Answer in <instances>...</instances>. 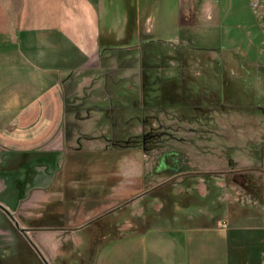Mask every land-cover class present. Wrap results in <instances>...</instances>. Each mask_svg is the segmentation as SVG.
Here are the masks:
<instances>
[{
  "label": "crops",
  "instance_id": "crops-1",
  "mask_svg": "<svg viewBox=\"0 0 264 264\" xmlns=\"http://www.w3.org/2000/svg\"><path fill=\"white\" fill-rule=\"evenodd\" d=\"M241 2L242 0H0V208L9 214L16 213L23 227H26L27 223L22 218L31 215L29 209L34 205L71 201L69 204L74 206L77 202L85 201L104 209L116 202L111 207L116 209L129 201L136 207L133 214L143 216L142 219L146 220L152 215V209L158 213L166 204L160 196L154 195L158 188L169 185L172 188L170 191L177 194L198 190L201 196H208L211 188L206 174L213 178L217 188V199L214 196L211 204L220 200L228 207L230 203L239 200L229 197L226 201L219 191L220 187L228 185L223 176L227 171H235L236 166H222L223 172L219 174L221 167L214 163L209 164L214 166L205 167L195 161V154H208L217 160L226 156L225 153H218L220 147L211 140L215 131L226 128L216 122L213 114L219 109L218 106L207 101L201 102L197 108L211 115L207 121H194L193 117L178 113L183 108L188 109L187 98L183 106L175 108L176 114L165 104L152 109L158 112L154 114L155 124L159 122L163 126L174 127L180 135L167 142L169 149L163 151L156 167L132 168L130 175L122 162V167L115 173L120 185H111L110 190L113 191L110 195L106 190L108 185L83 186L78 180H65L61 183L57 181V176L64 174V163L71 154L87 149H109L121 137L122 133L120 135L117 130L112 131L110 137L105 139H102L100 131H86L82 134L79 130V135L77 133L79 123L90 121V125L86 127L90 128L98 124L96 119L105 116L112 123H104L105 128L110 129L112 125L118 127L116 116L111 117L109 113L123 110L119 102L114 103L113 100L110 106L89 104L102 99L100 90H104L105 98L109 95L113 99L117 93L112 91V84L115 91L122 89L123 81L134 88L138 83L133 81L140 79L143 86L139 89V94H145L148 89L154 93L162 91L164 94L168 86L163 82L166 80L163 71L166 70L167 80L170 81L178 80L181 74V80L186 84L188 79L194 77L191 71L195 69V75H202L201 69L209 70L210 65L218 62L216 56L219 49L225 46L224 38H228L230 47L240 48V61L249 64V51L244 50L242 34L250 44L260 48L264 56V7L260 14L246 22L248 17L235 15L239 12ZM157 47L166 48L167 52L162 53ZM222 56V63L227 64V67L222 68V73L227 79L230 65L237 61L231 54L223 53ZM159 61L161 64L157 74L162 80V90L156 91V83L150 79L149 70H157ZM167 62L173 64L175 69L169 67ZM208 73L218 75L220 72L212 70ZM102 81H105V89ZM135 95L137 94L130 91L126 94L131 97L130 100ZM74 96L82 98L76 102ZM93 107L100 110L97 116ZM231 126L236 127L234 120ZM138 128V132L142 131L143 125ZM189 132L200 140L189 136ZM183 133L186 135H181ZM235 137L230 132L227 141H230L229 138L233 141ZM244 142L241 143L236 138L233 145L237 146L239 153L249 157V162L241 167L249 169L253 164L252 151ZM217 154L222 157L218 159L215 156ZM173 160H176L177 166L172 164ZM235 162L239 164L238 161ZM192 171L195 175L190 178ZM141 175H145L147 187L127 200L129 193H123L127 182L125 179L131 178L132 182H137ZM182 177L184 178L180 179ZM157 178L158 183L155 184ZM174 178L179 183L173 182ZM231 181L238 183L236 179ZM151 183L154 184L149 185ZM231 186L236 188L235 185ZM7 192H10L11 197ZM13 194L18 199L15 205ZM147 196L149 210L147 209L148 215L145 216L136 204ZM154 198L162 202L153 203ZM254 203L256 204L248 207L259 209L261 216L256 220L259 219L260 222L234 226L235 228L229 225L228 214L216 223L214 217L217 212L209 206L182 207L183 212L173 219L164 215L160 222L162 224L148 226L143 231H139L140 220L137 223L132 221V225L116 224L117 228L121 226V232L114 234L116 241L130 236L127 238L130 239L131 246L123 247L124 242L122 246L103 249L98 254L96 264H231V244L242 241L245 235H249L245 230L247 228H264V205L257 201ZM175 208L179 212V204ZM156 213L154 214L157 215ZM97 217L100 215L77 225L72 221H67L66 224L64 222L62 226L39 225L38 228L29 230L32 234L35 231L37 235L32 242L39 246V232L44 231H55L56 238L64 240L72 232L86 230L90 221ZM223 221L227 222V226L222 225ZM130 229L131 234H122ZM60 245L61 249L58 250L64 252L61 243Z\"/></svg>",
  "mask_w": 264,
  "mask_h": 264
},
{
  "label": "rangeland",
  "instance_id": "rangeland-1",
  "mask_svg": "<svg viewBox=\"0 0 264 264\" xmlns=\"http://www.w3.org/2000/svg\"><path fill=\"white\" fill-rule=\"evenodd\" d=\"M253 1L254 0H242L239 7V12L235 13V15H238L237 17H248L246 22H250V18L256 17V15L260 14L261 8L264 7V0L259 2L258 7L253 6ZM123 2V6H125V1ZM260 39H262V35L260 36ZM241 40L244 41L245 44L244 50L249 51V64H244L240 61L242 59L240 48L234 46L230 47L228 38H224L225 43L223 44L229 47L224 46L221 47L222 49H219V51L217 50L218 55L216 57L218 62L210 65L211 69L209 70L201 69L200 74L202 75H195V69L191 71V75L194 77L188 79L186 84L181 80V74H179L178 80L175 79L170 81L167 80L166 70L163 71L165 74L163 77L166 79L163 82H165L168 86L167 89L169 93L167 94V97L169 99H163L164 94L162 91H160L162 90V80H160L161 77H159L157 74L159 70V64H161L160 61L157 62V70H149V77L151 80H155L156 91L158 90L160 93H154V91L148 89L145 94H139V89H142L143 86V83L140 79L138 81H133L135 84L136 82L138 83V86H135L134 88H130L128 86L129 83L127 84L126 81H123L122 89L115 91V86L112 84V91L117 93V96L113 99L109 95L107 98H105L104 90H100L102 99L97 101L95 100V102L88 101L89 104L91 106H94L95 104H99L101 106H110L113 100L114 103L119 102V105L120 107H123V110L121 109L122 111L117 110L115 112L109 113V116L111 117L116 116L115 121L118 120L119 125L118 127H116V125L113 127L112 125V128L110 129L107 127L105 128L104 123L108 122L109 125L112 124L110 122V118L105 116L100 119H96L98 120V124L90 128H86L88 125H90V121L79 123L78 127L76 128L78 135L79 130L82 134L86 131L91 133L101 132L103 135L102 139H105V137H110L112 131L117 130L120 135L122 133L121 137L119 138H127L128 135H140L143 133V131L154 127L156 129L158 128L159 132H167L168 138L160 146H157L151 150H146L142 146L128 148L123 152H121V149H117V152L112 153V155L115 156V159H113L109 154L105 156L101 153H99V155H95L97 158L96 160L93 158V154L78 155L81 158L80 163H85L84 167H82L80 163L76 166L77 169L81 170V172H78L79 175L81 174V176L74 180H78L80 185L83 186L86 184H94L97 186L100 184L106 185L107 182L112 179V177L103 171L106 169L110 170L116 165L118 168H121L122 162L124 167L127 166L129 174L131 173L132 168L147 169L148 167L158 166L160 160L159 157L162 155L164 150L169 149L167 147V145H169L167 142L171 141L175 138V136L180 134L177 132L178 129H174V127L163 126L159 122L155 124L154 114H157L158 112L153 111L152 109L154 107L159 108L165 104L166 107H169V110H172L173 113L176 114L177 110L175 111V108L183 106L186 103L187 98V103L189 105L187 107L188 109L183 108V110H179V115H188L193 117L194 121L195 119L207 121L211 114L204 113L197 108L201 102L203 103L204 101H207L218 106L219 109L213 112V114L216 116L215 119H217L216 122L220 123L221 126L223 125V127H226L223 129L220 128L211 136V140L217 143L221 149L218 151V153H225V157L217 154L218 156H215L218 159L222 157V159L217 160L208 154H195V161L198 165L202 166L203 164L205 167H210L214 165L209 164L214 163L216 166L221 167L219 174L223 172L222 170L224 168H222V166H225V168H233L236 166L235 171H227V174L223 176L228 185L220 187V196L224 199H227L226 201H228L229 197L232 199L235 197L239 198V200L236 201L247 206L251 204L255 205V201H257L259 204L263 203L264 205V56H262L263 52H261V49L253 43L250 44L248 38H245L243 34ZM156 49H159L162 51V53L167 52V49L163 47H157ZM223 53L229 55L231 54L237 61L236 63L230 65L231 67L228 70L229 76L227 79L224 78L222 73V68L227 67V64L222 63ZM167 65L175 69L173 64L167 62ZM176 70L178 71L177 67ZM197 70H199V67H197ZM212 70L214 72L220 73L218 75L209 74L208 72ZM102 82L103 89H105V81ZM145 82L147 81L145 80ZM148 86H150V84H148ZM191 90L195 92H190ZM129 91L137 94L132 98V100H130L131 97L126 96L127 92ZM74 97L76 102L80 101L82 98L78 96ZM225 106H227V108H225ZM93 108L96 109L94 110L96 111L97 116L100 113V110L96 107ZM95 111L93 113H95ZM120 116L125 117V119L121 118ZM147 118H150L152 123H154L152 127L143 123V120ZM233 120L236 123V127L231 126V122H233ZM84 123L85 127H83ZM140 125H143V129L142 131L138 132V126ZM228 125H230L229 128ZM121 126L123 128H121ZM101 130L105 131V134ZM230 132L236 135L233 141L231 140L232 138H229L230 141H227V135H230ZM181 135H186V133ZM188 135L192 136L197 141L200 140L199 137H197L194 133L189 132ZM236 138H238V141L241 143L245 141L244 139H247V141L244 143L249 149H251V157H253V164L249 169H241V167H245V165L249 162V157L244 153H239L237 146L233 145L234 141H236ZM99 141L102 142L103 140ZM229 146L231 147L229 148ZM84 151L96 152L104 150L87 149ZM211 157L214 159H211ZM93 159L95 162H93ZM67 161L68 160H66L64 163V171H66L68 168L66 172L67 175H65L64 172V174L62 173L61 175L57 176V181L61 183H63L65 180H68L69 178H72V175L68 174V171H71L74 166L71 167L70 164L68 165ZM235 161H238L239 164L237 165ZM149 164L151 165L149 166ZM172 164L175 166L178 165L176 160H173ZM184 165H186V163H184ZM83 169H86L87 171L84 172ZM235 173L239 174L235 175ZM192 175H195L194 171L190 172L189 177H194ZM241 175H250L256 180L254 184L258 189L257 194L248 192L240 185V182H238L239 184L237 183V185L231 181L232 179H238L239 181H242V179L244 180ZM184 177L180 179H183ZM139 178V181L135 182L134 180V182H132L131 178L125 179L124 177L125 181L127 182L124 184L125 186L123 188V193H129L128 197H126L127 200H129L131 196H134L140 191L145 190L147 187L145 175H141ZM158 179L159 178H157L155 181V184L158 183ZM176 179L177 178H174L172 181L179 183V181ZM248 182L253 184L252 181ZM153 184L154 183H151L149 185ZM231 184L235 185L236 188H233ZM116 185H120V183L118 182ZM112 191L113 190H110L109 188V190H107V194L110 195ZM6 194L10 196V192H7ZM150 197H152V195H150ZM12 198L14 199L15 205L18 202V199L15 198L14 194ZM148 200L149 197L147 196L146 198H141V200H139L140 202H137L136 204L137 207L140 208L141 214L145 216L148 215L149 210L147 206ZM152 200L153 203L162 202L160 199L154 198ZM128 202L123 203L122 207L116 209L111 208L116 202L112 203V205L109 204L104 209H100L99 205H90V202L85 201L77 202L74 204V206L69 204L71 201H69V203L49 202L47 204L44 203V206L34 205L31 207V209H29L31 215L28 217L24 216L22 218V220L27 223L26 227H23L20 219L16 216V213L11 212V214H9L7 213L8 211L0 208V264H96L98 254L102 252L103 249L107 247H119L122 246V243L124 242L125 243L123 247L131 246V241L129 238H127L130 236H126L124 239L119 238L117 241L114 238V234L116 232H121V226L117 228L116 224L121 225L122 223H125L127 225H132V221L137 223L138 220L141 221V218L143 217L137 214L134 215L133 210L136 207H133V204ZM152 205L154 206V204ZM179 206V213L183 212L184 209L182 208V205L179 204ZM35 214H38V216L36 217ZM96 215H100V217L91 220L86 230H83V232L80 233L72 232L70 233L69 238L60 240L56 238L57 236L55 231H44L39 232V246L32 242V240L37 238V235L35 231L34 234H32V232L29 230L38 228L39 224L41 223L59 222L64 224L65 222L66 224L67 221H72L73 224L77 225L88 222V220L93 219L94 216L96 217ZM37 218L40 221H37ZM259 222V219H253L252 222L246 223V226L258 224ZM17 223H19V226ZM21 228H24L26 231H22ZM245 230L251 237H254L259 232V230L256 228H247ZM131 233L132 232L130 229L129 231H125L122 234L126 235ZM60 243L62 244L63 250H65L64 252L58 250L61 249Z\"/></svg>",
  "mask_w": 264,
  "mask_h": 264
},
{
  "label": "trees",
  "instance_id": "trees-1",
  "mask_svg": "<svg viewBox=\"0 0 264 264\" xmlns=\"http://www.w3.org/2000/svg\"><path fill=\"white\" fill-rule=\"evenodd\" d=\"M169 91L166 89L163 99H169L167 97V94ZM145 125H149L150 127L153 126L152 121L150 118L145 119ZM167 132H159L158 128H150L148 130L143 131L142 134L140 135H128L127 138H120L115 140L114 144L111 148L105 149L104 151H77L74 154H71L68 157V165L70 164L71 167L74 166L71 171H68V174L72 175V178H69L68 180H74L81 176L79 175L78 172H81V170L77 169L76 166L80 163L81 158L78 155L81 154H93V158L95 160L97 159L95 155H99V153L106 155H110L113 159H115V156L112 155L113 152H117V149H121V152L128 148L136 147V146H142L146 150H151L153 148H156L157 146H160L165 140H167ZM95 156V157H94ZM93 162L94 159H93ZM84 163H80L82 167H84ZM68 169V168H67ZM67 169L65 171V175H67ZM120 168L117 167V165L110 169V170H105L103 172L107 173V175H110L112 179H110L106 185H108L109 190L111 185H115L119 182V179L116 181V178H119L115 175L117 171H119ZM83 171H87L86 169H83ZM69 175V176H70ZM242 181H239L238 179L237 182H240V184L248 191L253 194H257L258 189L257 186L254 184L256 180L251 177L250 175H241ZM206 178L209 181V186L211 188L210 194L206 197H203L199 194L198 190H195L193 193H174L169 185L164 187V188H158L156 190V193L154 195L160 196L163 200H165L166 204L160 210L158 213H156L155 209L151 210V216L149 219H142L140 221V229L139 231L146 230L148 226H154L160 222L163 221V216H167L168 218H174L179 212L175 209L177 204H181L182 207H202V206H209L211 209L217 212L216 216L214 217L215 222L217 223L218 220H221L225 217L226 214L229 215V225L233 228L234 226L241 227V226H246V223H250L253 221V219L256 220V218L261 216V213L258 208H249L247 205L232 202L228 205L226 203L221 202L220 200L217 201L214 204H211L212 198L215 196L217 199L216 193V185L212 181L213 178L209 176V174H206ZM248 181H252L253 184L249 183ZM97 184V183H96ZM263 204V203H262ZM228 211V212H227ZM156 213L157 215H155ZM160 215V217H159ZM252 220V221H251ZM40 221V220H38ZM62 225L63 223L59 222H49V223H41L39 225ZM259 232L254 236L251 237L250 235H245L244 239L242 241H236L231 244L230 246V255H231V264H262L263 258L262 257V252H264V228H259ZM117 231V230H116ZM238 231V230H234ZM234 231H231L234 232ZM243 231V230H242ZM115 233V232H114ZM118 233V232H116ZM111 239V238H110Z\"/></svg>",
  "mask_w": 264,
  "mask_h": 264
},
{
  "label": "built area",
  "instance_id": "built-area-1",
  "mask_svg": "<svg viewBox=\"0 0 264 264\" xmlns=\"http://www.w3.org/2000/svg\"><path fill=\"white\" fill-rule=\"evenodd\" d=\"M253 6L258 7L259 6V0H254L253 1ZM222 225L227 226V222L223 221Z\"/></svg>",
  "mask_w": 264,
  "mask_h": 264
},
{
  "label": "water",
  "instance_id": "water-1",
  "mask_svg": "<svg viewBox=\"0 0 264 264\" xmlns=\"http://www.w3.org/2000/svg\"><path fill=\"white\" fill-rule=\"evenodd\" d=\"M17 224H18V226H19V223H17ZM21 229H22V231H24V232L26 231L24 228H21Z\"/></svg>",
  "mask_w": 264,
  "mask_h": 264
}]
</instances>
